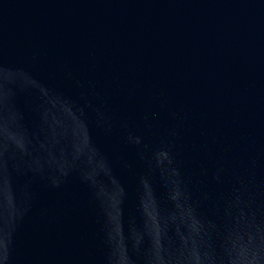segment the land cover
<instances>
[{"label": "water", "instance_id": "water-1", "mask_svg": "<svg viewBox=\"0 0 264 264\" xmlns=\"http://www.w3.org/2000/svg\"><path fill=\"white\" fill-rule=\"evenodd\" d=\"M0 264H264V0H0Z\"/></svg>", "mask_w": 264, "mask_h": 264}]
</instances>
